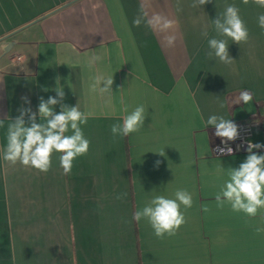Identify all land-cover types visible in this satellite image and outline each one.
<instances>
[{"label":"crops","instance_id":"crops-1","mask_svg":"<svg viewBox=\"0 0 264 264\" xmlns=\"http://www.w3.org/2000/svg\"><path fill=\"white\" fill-rule=\"evenodd\" d=\"M232 4L249 32L240 45L218 36L212 24ZM191 5L0 0V38L11 34L3 42H13L8 52L0 42V150L18 109L37 112L39 98L55 97L60 86L64 104L78 103L89 114L80 127L90 141L68 175L61 153H53L51 169L42 173L4 161L0 151V264H264V232L256 231L264 227V209L249 217L215 201L247 152L221 153L215 129L206 125L210 115L257 121L253 140L264 143V29L258 24L264 8L252 0ZM142 7L148 17L174 21L173 28L135 26ZM167 35H175L173 47ZM211 38L227 40L231 64L208 57ZM98 76L113 77L111 93L92 90ZM243 91L252 94L247 104L239 101ZM139 105L144 126L113 137L111 126ZM37 122L44 120L37 116ZM254 151L264 154V148ZM179 189L193 202L181 205L186 223L176 235L158 238L146 219H133L155 196L174 199ZM121 193L126 196L117 199Z\"/></svg>","mask_w":264,"mask_h":264},{"label":"clouds","instance_id":"clouds-1","mask_svg":"<svg viewBox=\"0 0 264 264\" xmlns=\"http://www.w3.org/2000/svg\"><path fill=\"white\" fill-rule=\"evenodd\" d=\"M211 2L212 0H192L191 6L202 7ZM252 2L264 8V0H252ZM242 3L248 4L249 0H242ZM142 22L161 32H167L174 26V21L162 14L154 13L148 17L143 7L141 15L133 20V24L139 27ZM212 24L218 36L230 38L238 45L248 41V29L239 14V9L234 4L227 5L222 14L217 13L216 18L212 19ZM258 24L261 29H264V14L259 15ZM202 34L207 36L206 31ZM175 41V35L165 37L166 45L169 47H173ZM208 48L210 59L216 58L224 64L233 62L227 40L211 38L208 40ZM93 59L98 61L101 57L95 56ZM58 82L59 78L56 83ZM101 84L104 86L101 87ZM112 85L113 77L98 76L91 87L93 91L111 93ZM54 91L55 97L49 96L46 100L43 97L39 98L37 112H33L30 107L22 106L18 109L19 115L12 119V123L7 128L6 147L0 150L4 161L12 165L20 163L25 167L47 173L52 166L53 153H61L60 166L63 173L68 175L71 173L74 160L87 154L90 141L85 138L80 125L87 123L89 114L81 112L78 103L75 106L63 103L65 92L62 86L56 87ZM22 99L25 103H30L27 97ZM251 100L250 92L240 93V102L247 104ZM56 105H60L58 113L54 111ZM124 111L127 113V107ZM37 116H39V121L42 118L44 122H37ZM145 119L146 110L143 105H139L123 117L122 124H113L110 129L111 133L113 137H116L138 132L144 126ZM206 125L215 129V136L221 138V142L225 145L239 138L238 125L223 116L210 115ZM2 126L3 122L0 120V127ZM69 128L72 134L66 135ZM262 148H264V143H252L251 141L247 143L246 159L238 167L230 168L229 179L215 195L218 207H223L225 203H228L233 211L243 212L249 217H255L258 210L264 209V154L254 151ZM219 151L223 153L225 149L221 148ZM226 151L231 155L233 149L227 147ZM157 154L165 155L164 150ZM155 163L158 167L160 161L157 160ZM125 196L126 193H121L116 198L122 199ZM192 202L191 194L184 189L177 190L174 199L157 195L142 209L137 210L133 214V219L137 222L142 218L146 219L158 238H164L165 235L171 237L176 235L180 227L186 223L181 205L185 209L191 208ZM202 210L207 212L208 208L203 207ZM256 231L257 233L264 232V227H258Z\"/></svg>","mask_w":264,"mask_h":264},{"label":"built area","instance_id":"built-area-1","mask_svg":"<svg viewBox=\"0 0 264 264\" xmlns=\"http://www.w3.org/2000/svg\"><path fill=\"white\" fill-rule=\"evenodd\" d=\"M238 125L239 130V138L235 141H229L227 145L221 142V138H219V149H227V147H231L233 150L237 152H246L247 143L251 141L255 143L253 140V134L255 128L258 126L257 121H237L234 122Z\"/></svg>","mask_w":264,"mask_h":264},{"label":"water","instance_id":"water-1","mask_svg":"<svg viewBox=\"0 0 264 264\" xmlns=\"http://www.w3.org/2000/svg\"><path fill=\"white\" fill-rule=\"evenodd\" d=\"M56 10H58V9H55L54 11H56ZM54 11H52V12H54ZM42 17H40L39 19H37L36 21H38V20H40ZM24 27V26H23ZM22 27V28H23ZM9 35H11V34H9ZM9 35H6V36H4V37H1L0 38V42L2 43L3 41H4V39L6 38V37H8ZM4 44H5V46L6 47H4V49H3V52H8L9 51V49L11 48V46L13 45V42H3Z\"/></svg>","mask_w":264,"mask_h":264}]
</instances>
